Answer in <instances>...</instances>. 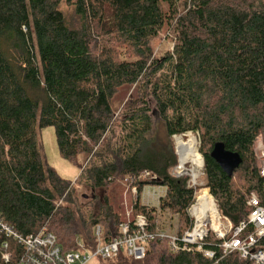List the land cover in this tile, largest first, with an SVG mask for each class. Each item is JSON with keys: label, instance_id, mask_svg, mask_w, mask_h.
Segmentation results:
<instances>
[{"label": "trees", "instance_id": "trees-1", "mask_svg": "<svg viewBox=\"0 0 264 264\" xmlns=\"http://www.w3.org/2000/svg\"><path fill=\"white\" fill-rule=\"evenodd\" d=\"M64 1L72 6L75 23L60 10ZM163 30L172 37V51L156 57L151 44ZM125 87H136V93L116 115L112 102ZM150 98L170 140L198 134L202 175L218 209L234 226L246 221L249 196L264 201L253 152L256 138L264 139V2L0 0L5 222L22 235L46 229L65 252L80 242L93 246L97 225L110 242L122 221L108 191L127 178L139 194L149 185L165 188L160 210L177 218L179 236L189 231L193 191L187 177L170 176L177 165L173 145L157 149L147 141ZM48 127L59 155L80 170L75 183L61 179L45 161L39 134ZM216 143L242 160L230 178L210 157ZM79 185L89 191L87 199L77 193ZM132 210L155 232V208L138 198ZM257 247L264 250V237ZM203 248L213 259L173 254L167 240L155 239L141 261L120 254L100 262L251 264L237 254L223 256L212 234Z\"/></svg>", "mask_w": 264, "mask_h": 264}, {"label": "built area", "instance_id": "built-area-1", "mask_svg": "<svg viewBox=\"0 0 264 264\" xmlns=\"http://www.w3.org/2000/svg\"><path fill=\"white\" fill-rule=\"evenodd\" d=\"M253 152L264 192V141L260 137L254 142ZM170 176L175 179L187 177V186L193 191V203L187 209L192 226L182 236L171 229L176 221L175 216L169 217L170 225L165 227L163 224L164 215L170 214L159 208L160 199L166 193L164 188L163 194L148 192L143 195V199H146L143 205L156 209L155 232L148 231L147 219L139 215L122 221L118 226V236L110 242L104 241L103 228L95 226L92 229L93 246L80 242L75 250L69 252H65L55 236L46 229L35 235H22L7 224L0 214V264H91L113 260L120 254L141 261L146 255L147 245L155 239L167 240L169 251L173 254L194 253L211 260L214 253L203 248V242L210 234L218 242L223 256L237 254L251 264H264V250L257 247L258 240L264 237V201L252 193L247 201L250 208L247 220L234 226L218 209L204 180H201L204 175H188L184 166L179 165L171 171ZM132 190L136 193L135 187ZM151 201L156 202L155 206L149 205Z\"/></svg>", "mask_w": 264, "mask_h": 264}, {"label": "rangeland", "instance_id": "rangeland-1", "mask_svg": "<svg viewBox=\"0 0 264 264\" xmlns=\"http://www.w3.org/2000/svg\"><path fill=\"white\" fill-rule=\"evenodd\" d=\"M74 1L75 0H71V2H74ZM261 1L264 2V0H261ZM181 9L182 7L180 6V10ZM60 10L62 11L66 19H68L69 21H72V23H75L76 18L74 17V13H73V9L71 5H69L68 3L64 1L60 6ZM151 45L154 51V55L156 57H161L166 52L172 51V45H173L172 37L170 34H167V30H163L157 35V38H155L152 41ZM167 73H168L167 70L163 71V75H166ZM135 93H136V87H125L122 90H120V92H118V94L116 95V97L114 98L112 102V108L116 115L120 114L121 108L123 104L125 103V101L130 96L134 95ZM148 105L151 110L150 132L146 135V138L149 144H151L157 149H161V148L168 149L170 145H173L174 153L177 156L176 167H179L180 164H179V157H178L175 137L177 138L180 137L183 141H186L189 137L188 135L190 134L192 137L196 139L197 150L199 153L200 140H199V136L197 133L195 134L186 133L183 136H175L170 140L166 135L164 122L161 120L158 110L155 107V101L152 98L148 99ZM39 137H40L41 148H42V151L45 157V161L49 165V167L52 168L61 179L67 182H70V183H75L80 175V170L78 169L77 166H75L68 160L63 159L59 155V152L56 146L54 129L51 127H48V128L41 130ZM258 137H260L264 141L262 136H258ZM199 155L201 156L200 153ZM79 161L84 163V160L81 158ZM256 164H257V159H256ZM185 165L186 166H184V168H185L186 173H188V175H191L192 173H195V172L197 173V175H202L203 159H202V166L200 169H196L190 163H187ZM202 179L204 180V177L201 178V180ZM133 188L134 187L132 186V182L129 181L127 178H125L123 180L118 181L116 185L112 186L108 191L109 202L114 207L118 215L120 216L121 221L133 219L135 217L134 212L132 210L133 204L138 198L142 205L146 203V199H143L144 194L148 192L150 193L158 192L162 194L165 193V189L163 187L152 186V185L144 187L140 193L141 195L138 193L137 189H136V193H134L132 190ZM76 190L79 195H86L87 197H89V191L85 190L83 186L79 185ZM155 204L156 202L151 201L149 205L155 206ZM170 216L174 217V215H172L171 213L168 215H164L163 217L162 221L165 227L170 225L168 223ZM177 228H178V220L176 218V221H174V226H172L171 229L172 231L174 230L177 231ZM91 264H105V263L92 262Z\"/></svg>", "mask_w": 264, "mask_h": 264}, {"label": "water", "instance_id": "water-1", "mask_svg": "<svg viewBox=\"0 0 264 264\" xmlns=\"http://www.w3.org/2000/svg\"><path fill=\"white\" fill-rule=\"evenodd\" d=\"M210 157L229 178L238 169L242 162L237 153L227 151L222 143H216L213 146ZM82 198L87 199L88 197L84 195Z\"/></svg>", "mask_w": 264, "mask_h": 264}, {"label": "bare ground", "instance_id": "bare-ground-1", "mask_svg": "<svg viewBox=\"0 0 264 264\" xmlns=\"http://www.w3.org/2000/svg\"><path fill=\"white\" fill-rule=\"evenodd\" d=\"M188 136L189 137L186 141H183L180 137L179 138L175 137L177 152L179 156V164L181 167H183L185 166V164L190 163L196 169H200L202 166V158L197 150L196 139L192 137L190 134ZM191 175H197V173L195 172L192 173Z\"/></svg>", "mask_w": 264, "mask_h": 264}]
</instances>
